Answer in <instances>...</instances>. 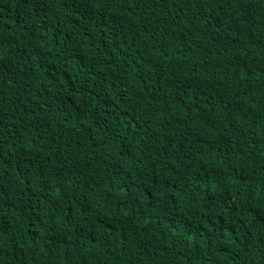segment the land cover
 Here are the masks:
<instances>
[{"label": "trees", "instance_id": "obj_1", "mask_svg": "<svg viewBox=\"0 0 264 264\" xmlns=\"http://www.w3.org/2000/svg\"><path fill=\"white\" fill-rule=\"evenodd\" d=\"M262 21L264 0H0V264H264Z\"/></svg>", "mask_w": 264, "mask_h": 264}, {"label": "clouds", "instance_id": "obj_2", "mask_svg": "<svg viewBox=\"0 0 264 264\" xmlns=\"http://www.w3.org/2000/svg\"><path fill=\"white\" fill-rule=\"evenodd\" d=\"M221 14H222V17L221 18H225L227 21H228V23L230 24V26L232 27V28H234V31H238V33H241V34H243V33H245V32H247L246 30H245V28L243 27V25L240 23V21L238 20V18H237V15H236V13H235V11L234 12H230L229 14H227V15H225L224 13H222L221 12ZM260 23V24H259ZM257 24V25H256ZM253 27H252V29L254 28V29H256L259 25H261V24H264V21H262V22H258V23H256ZM156 35H158V33H156V32H154L152 29H149V30H146V31H144V32H142L141 34H140V36H138L137 38H136V40H135V45H133V44H131V45H126L124 42H122V58H124L125 57V54H126V48L129 50V52H130V54L133 56V57H135L136 55H137V52H138V49H139V47H140V49H141V47L143 46V44H144V42L147 40V39H149V38H152V37H155ZM126 47V48H125ZM142 58H143V56L141 55V62H142ZM233 196V195H232ZM234 197V199L235 198H237V199H239V197L235 194V196H233ZM236 200V199H235ZM242 213V210L240 209V208H238L237 209V211H236V215L238 216V215H240ZM247 213H248V223L250 222V219H251V215L249 214V212H248V210H247ZM247 223V224H248Z\"/></svg>", "mask_w": 264, "mask_h": 264}]
</instances>
